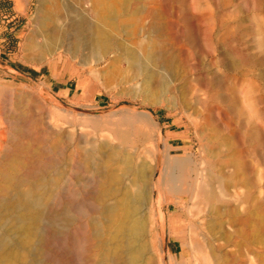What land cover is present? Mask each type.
Segmentation results:
<instances>
[{
  "label": "rangeland",
  "instance_id": "obj_1",
  "mask_svg": "<svg viewBox=\"0 0 264 264\" xmlns=\"http://www.w3.org/2000/svg\"><path fill=\"white\" fill-rule=\"evenodd\" d=\"M53 1L75 20L101 12L109 52L88 57L61 43L48 51L35 33L39 0H20L21 8L0 0V264H55L57 246L85 224L89 256L108 259L96 231L112 221L100 210L116 208L114 233L139 175L152 184L147 223L138 216L147 228L144 264H215L213 254L228 264H264V0L44 5ZM114 7L123 14L115 17ZM128 51L144 53L145 72ZM158 173L161 201L175 206L163 212L165 247ZM203 185L218 199L205 220L197 217Z\"/></svg>",
  "mask_w": 264,
  "mask_h": 264
},
{
  "label": "bare ground",
  "instance_id": "obj_2",
  "mask_svg": "<svg viewBox=\"0 0 264 264\" xmlns=\"http://www.w3.org/2000/svg\"><path fill=\"white\" fill-rule=\"evenodd\" d=\"M16 2L18 4V7L21 8L20 0H16ZM51 3H52L51 7L48 8V6H47L48 4L44 5V0H39V8L36 12V17L33 20L35 23L36 37L39 38L40 40H42V46L44 47V49L51 51L55 48H58V46H59L58 43H61L62 45H65V49L67 48V50L69 52H76V53L77 52H85V55L88 57L93 56V57L97 58V57H100L101 54H103L105 52L106 53L109 52L107 44L104 41L106 34L103 30V26H101V23H100V22H103L102 16L100 15L101 12L99 13L98 19L97 18L96 19L91 18L87 15L86 16L81 15V16H79V20H75L74 18L72 19V17H69L68 14H65V12L63 11L62 7L59 5L58 2L53 1ZM65 11H67V10L65 9ZM113 13H114L115 17H119L123 14L122 10L118 7H114ZM58 18L66 19L65 20L66 24H63L60 26ZM68 41H70V42L67 45ZM61 44H60V47H62ZM118 48L119 47H117V49ZM127 54H131V56H133V59L137 62L134 64H136V66L139 68V70H141V72L146 71V69H147L146 61L147 60H145V58H144V53H139L138 51H131V52L128 51ZM147 56H148V54H147ZM136 66H135V68H136ZM151 67H149V68H151ZM162 74H160V75H162ZM161 78L162 77H160V79ZM161 81H163L162 84H160V83H158V84L161 85L162 89L166 88V85H168L167 84L168 81H165V80H161ZM150 88H151V86H150ZM151 89H153V88H151ZM158 89H160V88H158ZM140 114L148 122H153V123L155 122L153 116L151 115V113L149 111L143 110ZM1 118H3V117H1ZM15 119H17V118H15ZM12 123H16V122L12 121L10 123L11 126L13 125ZM1 127H5V126H1ZM5 128H3L4 131H5ZM5 132L8 133V131H5ZM5 132H4V134H6ZM4 134H3V136H4ZM1 135H2V133H1ZM4 140H5V137H4ZM160 173H158V176L156 178V187H157L156 194H157V196L154 199V202L157 203L159 208H160V215H159L160 218H159L158 224L160 225L161 232L163 233L162 234V242H163V245L165 247L166 246V237H165L164 233H165V226H166V224H165L166 223L165 222L166 213H163V212L166 209H169L170 207L174 206V202L171 201V199H168V200H165L164 202H162L160 199L161 193H163V192H161L162 174H160ZM165 174H166V172H165ZM140 177L141 176L139 175V181H138V183L135 184V185H137V189H139L138 192L136 191L137 196L136 197L134 196V195H136L135 192H134L135 193L134 195L128 194L127 197L124 196L127 198L126 202H128L127 205H125V204L124 205H125V207H127L129 205L130 211L127 213L126 219H122V221L119 220L121 222V225H119L117 227V230L114 233H110V230L113 228V223H115L114 220L111 218H112V216H115L116 208L115 207H113V208L103 207L100 210V212L105 217V219H108V222L112 221V223H111V228H104V227L98 228V230L96 231V233H97L96 235L101 238V242L99 241L98 245L97 244H94V245L101 246V247H103V249L107 248V251L109 252V258L107 259L106 257L101 256V257H103L101 260L97 259L98 261L97 260L93 261L92 258L89 256V255H91L92 252L89 251L90 249L88 247V243L91 242L92 234L90 233L88 225L85 224L83 227L75 230L74 233L72 232L73 234L71 236V240L67 246H64V244H60V242L58 241L60 245L57 246V250H56V252H54L55 253V264H142L144 262V259L146 257V253L149 251L148 250L149 247H148V244H146V241L143 242L144 239L146 238V235H147V228L144 227V224H142V223L144 221L146 222V219L149 216L148 210H149V206L151 205V202H152V201H150L151 200L150 199V193L152 191L150 188L151 187L150 185H152V184H150V185L147 183L145 184V182L142 181L144 178L141 177V179H140ZM142 184H143V186L141 188ZM125 190L127 191V189H125ZM129 191H127V192H129ZM154 194H155V192H154ZM162 195L164 196V194H162ZM70 197H71V200L74 199L75 210L81 211V213H82L83 209L85 210V207H86V206L82 205L84 203H82V202H81L82 204L77 203V201L74 198L76 196H75V193L73 191H72ZM197 199H199V206L198 205L197 206L200 208V211L198 212L199 216H197V217L199 219V217L202 216L203 220H205L209 214H211V213H213V211H215L214 205H215V202H218V199H217L216 195L212 193V191L210 192L209 189H207L206 185H203L201 187V191H199ZM100 200H102V199H100ZM116 205H118V202L116 203ZM83 206H84V208H83ZM156 208H157V206H156ZM119 209H122V208H119ZM124 212H125V210H124ZM76 213H78V212H76ZM204 215H205V217H204ZM138 216H140V218L143 220V222L141 221L142 223L138 221ZM23 221L25 222L26 220H23ZM55 224H57V223H55ZM255 233H256V231H255ZM196 235H198V234H196ZM194 241H195V239H194ZM198 243H199V241H198ZM2 244H0V245H2ZM202 249H203V247L201 245H198V246H196L195 250H196L197 254L201 255L203 252ZM92 251H93V249H92ZM88 252H89V254H88ZM101 252H102V248H101ZM101 252L99 251V253H101ZM209 252L214 253L212 249ZM96 255L98 256V254H95V256ZM106 256H107V254H106ZM195 256H197V255H195ZM139 257H141L143 259H139ZM213 259L215 261V264H228L225 261H223L220 257L216 256L215 254H213ZM214 261H213V263H214ZM199 264H212V263H210L209 261H207L204 258V260H201ZM245 264H258V263L253 258H251V259H249V261L245 262Z\"/></svg>",
  "mask_w": 264,
  "mask_h": 264
},
{
  "label": "water",
  "instance_id": "obj_3",
  "mask_svg": "<svg viewBox=\"0 0 264 264\" xmlns=\"http://www.w3.org/2000/svg\"><path fill=\"white\" fill-rule=\"evenodd\" d=\"M48 95L51 97V99H52L57 105L63 107L64 109H66V110H68V111H72V112H81V113H84V114L87 113V112L79 111V110H77V109L70 108V107L64 105L62 102H60V101L57 100L56 98H54L52 95H50V94H48Z\"/></svg>",
  "mask_w": 264,
  "mask_h": 264
},
{
  "label": "crops",
  "instance_id": "obj_4",
  "mask_svg": "<svg viewBox=\"0 0 264 264\" xmlns=\"http://www.w3.org/2000/svg\"><path fill=\"white\" fill-rule=\"evenodd\" d=\"M68 92V95H70V92H71V90L70 89H66ZM170 133H173V132H171V131H169ZM172 145V147L173 148H180L181 146H180V144H179V142H177V141H173V143L171 144Z\"/></svg>",
  "mask_w": 264,
  "mask_h": 264
},
{
  "label": "trees",
  "instance_id": "obj_5",
  "mask_svg": "<svg viewBox=\"0 0 264 264\" xmlns=\"http://www.w3.org/2000/svg\"><path fill=\"white\" fill-rule=\"evenodd\" d=\"M35 73V72H34Z\"/></svg>",
  "mask_w": 264,
  "mask_h": 264
}]
</instances>
